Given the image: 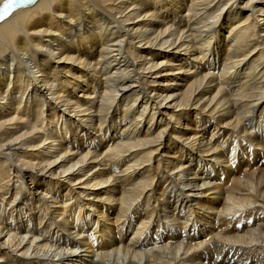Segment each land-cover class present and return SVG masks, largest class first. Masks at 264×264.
<instances>
[{"label": "bare ground", "instance_id": "6f19581e", "mask_svg": "<svg viewBox=\"0 0 264 264\" xmlns=\"http://www.w3.org/2000/svg\"><path fill=\"white\" fill-rule=\"evenodd\" d=\"M0 264H264V0L0 19Z\"/></svg>", "mask_w": 264, "mask_h": 264}, {"label": "snow or ice", "instance_id": "6c2138e0", "mask_svg": "<svg viewBox=\"0 0 264 264\" xmlns=\"http://www.w3.org/2000/svg\"><path fill=\"white\" fill-rule=\"evenodd\" d=\"M26 2V0H7L6 4L0 9V19L10 14V10L16 7L19 3Z\"/></svg>", "mask_w": 264, "mask_h": 264}]
</instances>
